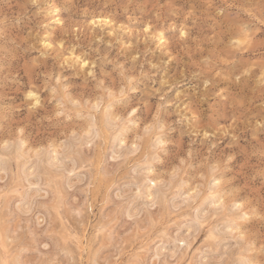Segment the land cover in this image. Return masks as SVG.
Returning a JSON list of instances; mask_svg holds the SVG:
<instances>
[{
  "label": "rangeland",
  "instance_id": "374dc122",
  "mask_svg": "<svg viewBox=\"0 0 264 264\" xmlns=\"http://www.w3.org/2000/svg\"><path fill=\"white\" fill-rule=\"evenodd\" d=\"M262 81L264 0H0V264H264Z\"/></svg>",
  "mask_w": 264,
  "mask_h": 264
},
{
  "label": "snow or ice",
  "instance_id": "6c2138e0",
  "mask_svg": "<svg viewBox=\"0 0 264 264\" xmlns=\"http://www.w3.org/2000/svg\"><path fill=\"white\" fill-rule=\"evenodd\" d=\"M93 23H95V22H93ZM144 31L147 32L148 29L145 28ZM185 35H186L185 33H181V36H182V37L185 36ZM89 75H91V73H90ZM262 84H264V81H262ZM119 95H120L121 97H123V96L125 95V91H124L123 88H121ZM71 102H72V101H70V103H71ZM76 103L78 104L79 102L77 101ZM36 106L39 107V101H37V105H36ZM137 111H138V110H137L136 107H134V106L131 107V108H130L129 110H127V112L125 113V115H124V119H125L129 124H134V123H135V120L137 119V117L135 116V114L137 113ZM55 115H56L57 117H60V116H63V115H64V112L61 111V110H58V111L55 113ZM118 119H119V118H118ZM137 127H138V125H137ZM149 127H151V125H149L148 127H146V128L144 129V131L147 132ZM89 134H91V133H89ZM261 139L264 140V137H262ZM5 147H7V144H5ZM132 147H135V145H133ZM260 222H261V225L264 226V215H262V216L260 217Z\"/></svg>",
  "mask_w": 264,
  "mask_h": 264
},
{
  "label": "bare ground",
  "instance_id": "6f19581e",
  "mask_svg": "<svg viewBox=\"0 0 264 264\" xmlns=\"http://www.w3.org/2000/svg\"><path fill=\"white\" fill-rule=\"evenodd\" d=\"M245 35H246V34H245ZM28 95H29V96H33V97H35V96H34L33 94H31V93L28 94ZM30 98H32V97H30ZM36 103H37V100H36Z\"/></svg>",
  "mask_w": 264,
  "mask_h": 264
}]
</instances>
